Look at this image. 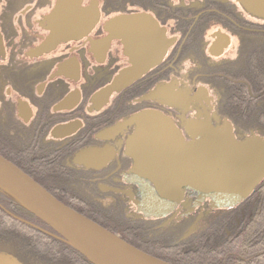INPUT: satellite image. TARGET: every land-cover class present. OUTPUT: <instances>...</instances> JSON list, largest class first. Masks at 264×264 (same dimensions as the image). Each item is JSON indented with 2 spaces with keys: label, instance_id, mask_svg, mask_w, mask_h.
Segmentation results:
<instances>
[{
  "label": "flooded vegetation",
  "instance_id": "flooded-vegetation-1",
  "mask_svg": "<svg viewBox=\"0 0 264 264\" xmlns=\"http://www.w3.org/2000/svg\"><path fill=\"white\" fill-rule=\"evenodd\" d=\"M263 2L0 0V154L59 200L91 209L112 233L145 249L264 237V178L235 206L216 208L187 190L169 213L147 218L125 154L135 131L127 122L141 112L171 120L185 142L196 123L230 125L238 141L264 138V126L237 104L264 98V17L254 14ZM58 3L73 7L77 21L89 17V27L56 29L51 14ZM136 18L150 26L130 47L123 34L130 29L117 24ZM133 60L147 67L107 95ZM69 194L75 199L67 201ZM16 219L39 234L24 250H14L22 239L1 242L0 253L21 264H46L32 247L46 243L58 251L65 244L35 218Z\"/></svg>",
  "mask_w": 264,
  "mask_h": 264
},
{
  "label": "water",
  "instance_id": "water-1",
  "mask_svg": "<svg viewBox=\"0 0 264 264\" xmlns=\"http://www.w3.org/2000/svg\"><path fill=\"white\" fill-rule=\"evenodd\" d=\"M254 14L264 17V2L254 7ZM74 15L73 7L58 3L51 21L60 30L73 26L83 30L91 24L89 17L88 22L83 23ZM149 23L136 18L118 23L117 27L122 31L130 29L123 34L131 37V47ZM56 37L54 33L51 40ZM158 49L161 48L158 46ZM132 64L106 91L107 95L120 90L147 67L138 60H133ZM127 123L135 124L134 133L126 140L125 154L133 161L129 176L144 191L138 210L147 218L169 213L187 190L208 198L213 207L235 206L264 178V138L258 135L250 134L238 141L230 125L216 129L207 123H196L189 125V141L185 142L171 120L158 113L141 112ZM0 191L90 264H170L140 251L68 208L2 156ZM0 264L21 262L0 253Z\"/></svg>",
  "mask_w": 264,
  "mask_h": 264
},
{
  "label": "trees",
  "instance_id": "trees-1",
  "mask_svg": "<svg viewBox=\"0 0 264 264\" xmlns=\"http://www.w3.org/2000/svg\"><path fill=\"white\" fill-rule=\"evenodd\" d=\"M262 99L264 98L253 99L251 102L249 98L243 97L237 99V104L238 107L241 108L240 111H242L245 116H248L252 120L254 119V122H258L264 126V103L261 107H256L257 102ZM0 156L2 155L0 154ZM2 157L5 158L4 156ZM25 174L27 175V173ZM29 177L33 179L31 176ZM52 196L73 211L109 230L103 223L99 222V215L92 212L91 209L85 207L76 208L63 200H59L54 195ZM66 197L67 201H69L70 198H74L71 194L66 195ZM21 215L34 218L20 208L13 199L0 191V244L1 242L6 244L10 238L13 240L22 239V242L17 245L19 249L13 247L14 250H20L23 249L26 242L32 240L38 241L36 240L39 239L38 232L20 223V221L16 219V217L18 218ZM262 219H264V214ZM35 220L37 219L35 218ZM12 232L15 234L14 236ZM128 232L131 233L132 229H129ZM134 235L135 234H131L132 237H134ZM122 240L133 245L140 251L170 264H264V237L259 234L254 239L245 233L242 235L230 236L225 239L221 238L220 240L206 237L190 244H179L176 246H166L162 243H158L156 246H151L150 249L140 247L136 243H132L123 238ZM4 244L1 245L5 246ZM37 247H32L30 249L31 252L36 255L41 254L40 258L44 260L46 264H90L69 245L66 246L61 243L60 250L58 251L54 248H50L49 244L46 243H41ZM65 250H68L69 254L64 253ZM21 258L25 260L23 256L19 255V259Z\"/></svg>",
  "mask_w": 264,
  "mask_h": 264
},
{
  "label": "bare ground",
  "instance_id": "bare-ground-1",
  "mask_svg": "<svg viewBox=\"0 0 264 264\" xmlns=\"http://www.w3.org/2000/svg\"><path fill=\"white\" fill-rule=\"evenodd\" d=\"M254 116V115H253Z\"/></svg>",
  "mask_w": 264,
  "mask_h": 264
}]
</instances>
